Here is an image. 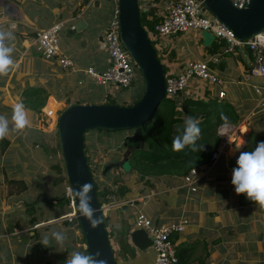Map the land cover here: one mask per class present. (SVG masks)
<instances>
[{
	"label": "crops",
	"instance_id": "1",
	"mask_svg": "<svg viewBox=\"0 0 264 264\" xmlns=\"http://www.w3.org/2000/svg\"><path fill=\"white\" fill-rule=\"evenodd\" d=\"M138 4L141 11L147 13L148 19L156 18L160 21L165 14V0H139ZM100 7L101 0H0V31H11L14 36V39L5 40L6 46L13 49L11 53L13 65L10 66L7 75L0 76V116L9 120L10 128L9 134L4 138L8 144L5 151L1 152L2 155L22 149L21 143L24 142L32 149L42 143H44L43 146L51 148L55 146L56 116L62 109L59 107L54 111L53 117L50 116L49 110L46 111L50 101L63 102L64 105H66V100L72 104L76 101L104 103L107 95L113 98L119 96L117 92L120 89L111 86L109 88H112V91L109 92L112 94L105 93L100 99H97L100 97L98 95L90 102L79 100L82 97L77 96L76 93L81 92V88L88 81L94 82V80L79 71L62 68L57 57L44 58L36 46L35 37L38 31L47 29L55 23H61L62 29L65 27L66 30V34L62 36H67L71 41H64L59 36V50L71 60L73 67L78 70H86L89 67L100 71L106 69L108 53L103 34L112 18V12L110 10L107 13L108 22L100 28L97 23L99 10L104 12V9ZM80 21L83 23L82 29L70 34V28ZM204 32L191 31L177 35L175 38L158 39L156 40L158 42L154 44L157 55L162 59L160 61L165 70L168 68L166 72L179 73L189 61L199 60L207 62L208 66L210 64V71L223 80L222 86L218 88L192 82L180 96L208 100L219 98L218 91L223 90L225 96L219 99H225L236 109L243 108L247 111V115L238 123L223 122L222 124L230 127L239 126L242 123L248 125L252 116L264 111V78L253 76L249 80L246 79L253 60L250 50L246 47H239L234 52L228 53L220 48L210 53V50L215 45H219L222 40L213 37V40L205 41ZM258 87L259 92L256 91ZM27 89H43L48 93L46 103L39 107V110L29 107V100L24 94ZM123 102L129 104L125 100ZM16 103H22L27 111L29 125L23 132L11 131L14 127L12 115ZM246 130L243 136L240 135L237 138V144L223 149L214 161V165L199 171L195 191L186 189L183 186V180L172 177L155 179V187L149 190V193L144 194L143 184L135 180V173L130 170L132 181L130 184L126 182L129 191L123 199L108 203L112 209L108 216L104 215L106 225L108 221L110 222V229L108 230L107 226L106 229L117 264H150L153 261L152 247L140 252L129 238L130 231L135 229L134 219L138 212L144 213L156 224L182 218L187 220L184 230L179 232L172 241L176 252L178 250L182 253L181 264H212L217 254L216 261L219 259L223 264H229L233 257L229 260L228 257L222 258L229 256V253L233 255V247L241 235L249 238L246 248L251 252V241L256 236H260L262 248L259 251L256 246L255 253L264 258V209L256 210L253 215L245 219L247 212L243 214L242 211L246 209V206H241L238 202L240 195L236 194L231 183L233 171L229 168V164L227 166L232 158L236 161L235 159L245 151L251 132L249 126ZM222 156L225 158L223 161ZM221 164L226 168L221 167ZM61 180L65 185L64 179ZM65 190H67L66 187L60 199L54 195L48 202L50 200L59 202V200L66 199ZM250 210L253 212L252 207ZM72 212L69 208L53 218L40 220L41 222L36 224L29 223L28 226L11 232H21V235L26 236L24 244L20 242L23 244L22 251L19 253L20 246L10 241L8 247H4L7 255L1 261L9 264H30L31 252L35 254L36 250L41 251L45 247L43 238L47 235H41L38 231L58 224H63L66 230H70L72 226L68 225V222L73 221L67 215H71ZM256 228L259 230L257 234L253 232ZM11 233L5 232L4 234L9 236ZM73 233H77V230ZM48 237L50 242L55 241L51 236ZM69 237L73 239L74 234L73 236L70 234ZM124 240L129 245V250L121 248ZM52 248L54 251H51ZM45 249L48 250L45 253L47 256L39 257L34 264H43L45 261L50 264H66V260L71 258L72 253L67 252L68 244L66 243L61 247L49 244ZM132 250L133 255H131ZM55 251L67 254L66 260H61L59 263L56 259L58 256L54 254ZM251 257L257 258L258 256L253 254Z\"/></svg>",
	"mask_w": 264,
	"mask_h": 264
},
{
	"label": "water",
	"instance_id": "2",
	"mask_svg": "<svg viewBox=\"0 0 264 264\" xmlns=\"http://www.w3.org/2000/svg\"><path fill=\"white\" fill-rule=\"evenodd\" d=\"M202 1L205 9L227 25L239 39H246L264 28V0H248L242 8L234 7L229 0ZM138 2L139 0H118L117 6L120 39L144 79L145 90L142 96L129 106L105 103L71 104L58 114L56 124L60 157L70 195L73 197L74 210L67 216L77 219L85 238L84 249L87 254L95 256L99 253V258L105 260L106 264H117V262L105 226L103 206L99 203L83 149L84 134L93 129L119 131L138 127L154 115L165 98V68L142 26ZM82 24L81 21L75 23L69 33L80 31ZM136 137L138 135H131L127 139L131 141ZM128 154L129 151H125L123 160L115 163V166L127 165V168L131 169ZM111 166V164L107 165L103 172L106 173ZM83 185L91 186L89 195L92 197L91 206L96 209L94 218L100 219L95 228L91 227L89 220L82 214L79 197L74 191H78ZM64 197H68V194ZM129 238L140 252L147 250L153 244V237L143 228L130 231Z\"/></svg>",
	"mask_w": 264,
	"mask_h": 264
},
{
	"label": "trees",
	"instance_id": "3",
	"mask_svg": "<svg viewBox=\"0 0 264 264\" xmlns=\"http://www.w3.org/2000/svg\"><path fill=\"white\" fill-rule=\"evenodd\" d=\"M146 15V12L141 11L142 26L146 31H153L155 25L159 22V19H148ZM151 42L153 44L154 41L151 39ZM153 46L155 45L153 44ZM220 48L224 51V41L220 42L219 45H215V47L210 50V53H214ZM24 94L26 95L27 100H29V107L35 110H39V107L46 103V99L48 97V93H46L43 89H27ZM180 95L181 94L172 98H164L162 102L164 101L166 108L161 114L158 113L157 109L154 115L145 123L138 127L127 130L128 133H137L138 137H136L134 140H128L125 130H119L118 132L123 135V139L121 140L124 142V144L122 145L121 143L119 145L117 141H107L106 136L102 135L104 132L113 133V131L94 129V131L97 132L94 134V141H85V135L89 131L85 132L83 149L86 154L87 163L95 184L100 205L105 203H114L117 199H123L129 191V187L122 178L124 174L128 173L126 172V168L122 167L121 165L115 166V163L121 162L123 160V154L125 151H129L127 158L131 170L135 173V180L143 184L145 188L144 194H147L149 193V190L155 187V179H166L173 177L183 180L192 169L200 171L214 165L212 155L218 150L222 143V139L217 133L218 126H220L223 122H230L233 124L238 123L243 117L247 115V111L243 108L236 109L228 102L219 101L218 98L200 100L186 96L182 97ZM106 98L107 99L104 102L105 104H116L114 101L116 100L115 98L111 97L110 95H107ZM77 103H81V101H76L75 104ZM54 104L55 102L50 101L47 110H52L55 106ZM65 104V107H67L72 103L66 100ZM129 105H132V103L122 104V106ZM221 114H223L227 119L222 120ZM189 116L198 121L199 127L201 129L200 136L196 141V148L194 150L193 146L189 145L183 150L175 151L173 149V139L182 133L185 119ZM249 121L248 126L251 132L249 134V140L245 151H252L259 142L264 141V134L263 136H260L259 140L251 138L254 133V129H252L251 123ZM110 135L111 134H108L107 137ZM55 139L59 148L57 132ZM96 141L105 142L106 146L103 149L104 152L106 150L113 152L112 158H110L107 163L102 165V169L100 167V163L93 160L94 156L98 152V146L100 145V143H97ZM56 143H54L55 147ZM7 144L8 141L6 139H2L0 141L2 151H5ZM237 159L238 158L235 159L236 161H234L233 158L231 159L229 168L232 171L235 167H237ZM106 164L112 165L110 170L118 169L120 173L117 176L112 175L111 172L104 173L103 170L106 167ZM99 176H101V179H99ZM11 182L20 186L22 185V183L19 181L12 180ZM66 184L68 185L67 182ZM197 185L198 184H196V189ZM65 200L69 201V198L67 197ZM238 202L241 206L253 208V212L251 210L247 211L248 213L245 219H248L250 215H253L256 210L264 209L259 204L253 203L247 199L246 194H240ZM39 222L41 221H35L34 218H32L30 221L31 224H36ZM77 226L82 233L79 224ZM105 226H107L106 221ZM177 234L178 233H174L171 236V241H173ZM255 240L256 239H253L251 241V250L258 257L252 264H264V258H261V256H259L260 254L255 253ZM80 242L85 244L83 233L82 240ZM121 248L123 250H129V245L126 243V240L122 242ZM81 250L85 255H88L86 250L82 247ZM131 252V255H133L134 251L132 250ZM177 257L178 264H181L182 253L178 250Z\"/></svg>",
	"mask_w": 264,
	"mask_h": 264
},
{
	"label": "rangeland",
	"instance_id": "4",
	"mask_svg": "<svg viewBox=\"0 0 264 264\" xmlns=\"http://www.w3.org/2000/svg\"><path fill=\"white\" fill-rule=\"evenodd\" d=\"M113 7H114V1L101 0L100 9H104V12L99 10V17L97 19V23L100 28L104 27L106 25V22H108L107 13L110 10L112 12ZM64 33L66 34L65 27H63V29L61 28L59 32V36L62 37L64 41H68V40L71 41L67 36H62ZM177 35L180 34L171 35L170 37L175 38V36ZM203 37L205 41H211L214 39L212 33L206 31L203 33ZM156 42L158 41H154L153 44H156ZM232 52H228V53H232ZM157 57L158 59H161L159 56ZM167 69L168 68H166V71ZM109 87L111 86H102L94 82L88 81L81 88L82 91L76 94L77 96L82 97L79 100L90 102L96 99V96L98 95H100V97H98L97 99H100L105 93L107 94L110 93L109 91H112V88ZM144 90H145L144 79L139 71V75L135 79L133 84L126 89H120L119 92H117L119 96L116 97L117 99L115 98L116 100L114 101L116 104L119 105L125 104L123 102L124 100L133 104L136 100H138V98L142 96ZM114 92H116V89H114ZM218 100L222 102H226L225 99L218 98ZM54 105L55 106L53 107V109L52 110L50 109L51 110L50 116L52 117L54 115V111L59 109V107L62 110L65 108L63 102L61 103L55 102ZM165 108L166 106L163 101L161 102V105L158 108V113L161 114L165 110ZM261 108L262 107H260V109ZM62 110H60L58 114ZM251 121L253 122V124ZM249 122L251 123L252 129H254V133L251 136V138L259 140L260 136H263L264 134V111L257 112L255 116H252V119H250ZM127 130L129 129L125 130V132L127 133L126 136L137 135V133L134 132L128 133ZM88 131L89 132L86 133L85 135V141L87 140L94 141L95 140L94 134H96L97 132L94 131V129ZM108 134L111 135L107 137ZM102 135L106 136L107 141L113 140L115 142L117 141L119 145L120 143L121 145L124 144V142L121 140L123 139L122 138L123 135L120 134L118 131H113V133L104 132ZM54 143H56V141ZM97 143H100V145L98 144L99 145L98 152L94 156L93 160L98 161L102 169V165L107 163L108 160L112 158L113 152H109L108 150H106L105 152L103 151L104 147L106 146L104 141L103 142L98 141ZM21 145H22V149H18L17 151H13V152L10 151L9 153L3 155L1 154L2 149L0 146V264H9L6 261H1V260L7 255L5 254L4 247H8L10 241H12L14 245L18 244L20 246V249L18 250L19 253L22 251V247L26 236L21 235V232H17V233H11V232L23 228L24 226L30 223L32 218H35L36 221L46 220L63 213V211L68 210L69 208H71V211H73V208L71 207L70 199L69 201L68 200L66 201L64 198L63 200H59V202H53L52 200L48 202L51 196L54 195H56L57 199H60L62 192L64 191V188L66 187V189H68L67 184L64 185V183L61 182L62 178L64 179L65 182L68 181L66 179L65 169L62 159L60 157V149L58 148L57 143H56V147L54 146L52 148L50 146L48 147L43 146L44 143L33 149L32 147H30V145H26L25 142L21 143ZM223 159L225 158L222 156L221 160L223 161ZM222 164L220 166L226 168ZM228 164L230 166L231 161L227 163V166ZM107 165L108 164H106L105 166ZM123 167L127 168V165L125 166L123 165ZM130 170L131 169L127 168L126 172L128 173L122 176L123 180L129 184L132 181L131 178L132 172H130ZM108 172H111L112 175L115 176H117L120 173L118 169H113V170L109 169L107 173ZM224 176L226 177L227 174L225 173ZM100 177L101 176H99V179H101ZM12 180L19 181L20 183H22L23 186L12 183L11 182ZM65 191H66L65 194H67L68 190ZM110 209H112V207H109L108 204L105 203L103 205L105 216L109 215ZM248 210H250V208L246 206V209L242 211V213L244 214ZM258 214L260 215L259 212ZM72 221L73 222L70 223L68 222V225L72 226L70 227V230L68 229L66 230L63 224L51 225V223H49V225H51L50 227L42 228L38 231V233L41 235L45 234L47 236H51V233L53 231H60V232L64 231V233L67 235V239L64 242L68 244L67 252L69 253L71 252L73 254L74 252L77 251L84 254L81 250V247L84 249L85 244L80 242L82 240V233L76 226V223L78 224V221L75 218H72ZM107 229L108 230L110 229L109 221L107 222ZM74 230H77V233H73ZM258 231L259 230L256 228L253 232L257 233ZM5 232H9L11 234L9 236H6L4 234ZM70 234H72V236L74 234L73 239L72 237H69ZM255 239H256L255 240L256 246L260 251L262 248V241L258 236H256ZM21 241L23 242V244L20 243ZM247 241H249V238L241 235L239 237V241L237 242L236 245H234L235 247H233L232 250L233 255L232 253H229V256H223L222 259L228 257L227 259L229 260L233 257V259L231 260V262H229V264L254 263L256 257H251L254 254V252L253 251L251 252L246 248ZM49 244H54L59 246L56 243V241H52ZM62 245H60V247ZM47 251L45 247H43L41 251L36 250L35 254H32L31 252L30 264H34L35 261H38L39 257H44L45 255L47 256V254H45ZM51 251H54V248H52ZM54 254L58 256L56 259L59 261V263L61 260H66L65 257L67 258V254L64 255V253L62 252L60 253L59 251H55ZM216 258H218V254L215 256L214 258L215 260L213 259L214 261L212 264H223V262L220 261L219 259H217L216 261ZM43 264H50V262L45 261L43 262Z\"/></svg>",
	"mask_w": 264,
	"mask_h": 264
},
{
	"label": "built area",
	"instance_id": "5",
	"mask_svg": "<svg viewBox=\"0 0 264 264\" xmlns=\"http://www.w3.org/2000/svg\"><path fill=\"white\" fill-rule=\"evenodd\" d=\"M110 1H114L112 18L103 34L108 53V67L106 69L100 71L89 67L86 70H78L73 67L71 60L61 54L59 50L61 23H55L47 29L38 31L35 41L37 50L41 56L46 59L57 57L58 63L62 68H71L74 71L86 74L98 85L126 89L138 77L139 70L120 39L118 0ZM229 1L234 7L242 8L248 0ZM164 10L165 14L155 25L154 30L146 31L150 40L156 41L170 37L171 35L191 31H206L212 33L215 38L224 41L225 52H232L239 47H246L250 50L253 60L248 70L247 80L253 76L264 78V28L246 39H239L227 25L219 21L205 9L202 0H165ZM192 82H200L218 88L223 84V80L210 71L207 62L199 60L189 61L179 73L165 72V98H172L183 93L185 88ZM256 91L259 92L260 88H256ZM217 95L219 98H223L225 91L219 90ZM48 114H51V110L48 111ZM57 117L58 114L56 116V123ZM247 128V123L231 127L225 124L218 126L217 133L222 139V143L212 155L213 163L224 148L237 144V138L240 135L243 136ZM198 175L199 171L192 169L184 177L183 186L186 189L195 191ZM67 190L68 198L71 200V206L73 208V197L70 195L69 187ZM102 212L104 214L103 209ZM186 224L187 220L184 218L164 224H155L144 213L138 212L136 214L134 228H143L149 236L153 237L151 247L154 251V258L150 264H178L177 252L174 243L171 241V236L174 233L183 231Z\"/></svg>",
	"mask_w": 264,
	"mask_h": 264
},
{
	"label": "clouds",
	"instance_id": "6",
	"mask_svg": "<svg viewBox=\"0 0 264 264\" xmlns=\"http://www.w3.org/2000/svg\"><path fill=\"white\" fill-rule=\"evenodd\" d=\"M11 39H14L11 31H0V76L7 75L10 66L13 65V59L11 58L13 49L5 44V40ZM221 119L226 120L227 118L221 114ZM12 122L14 127L11 131L15 132H23L26 126L29 125L27 111L22 103L14 105ZM9 132V120L4 116H0V140L4 139ZM200 132L198 121L190 116L187 117L182 133L173 139V149L180 151L191 145L195 150ZM231 183L237 195L246 194L247 199L264 208V141L259 142L252 151H245L239 155L237 167L232 172ZM90 188V185H83L78 191H74L79 197V208L82 214L89 220L91 227L95 228L100 219L94 218L96 209L91 206ZM51 237L58 245H62L67 239L66 234L60 231H53ZM49 243V237L45 236L43 244L47 247ZM99 257V253L94 256L74 252L71 258L66 260V264H106L105 260Z\"/></svg>",
	"mask_w": 264,
	"mask_h": 264
}]
</instances>
